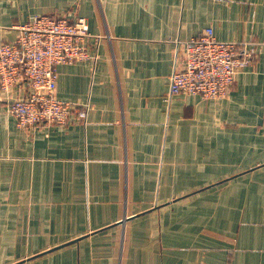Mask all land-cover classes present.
Instances as JSON below:
<instances>
[{"label": "crops", "instance_id": "0c3cea01", "mask_svg": "<svg viewBox=\"0 0 264 264\" xmlns=\"http://www.w3.org/2000/svg\"><path fill=\"white\" fill-rule=\"evenodd\" d=\"M87 20L93 60L57 66L86 110L21 129L0 92V264H264V0H0ZM249 44L227 96L168 95L177 42Z\"/></svg>", "mask_w": 264, "mask_h": 264}, {"label": "built area", "instance_id": "2783aa9c", "mask_svg": "<svg viewBox=\"0 0 264 264\" xmlns=\"http://www.w3.org/2000/svg\"><path fill=\"white\" fill-rule=\"evenodd\" d=\"M13 41L0 43V92L24 84V94L7 103V112L18 128L64 125L84 119L80 109L55 95L57 66L93 60L88 50L92 37L83 17L68 19L34 16L17 26ZM174 70L169 77L168 95H198L205 100L227 96L238 72L253 64L255 50L246 43L218 41L211 27L199 36L177 42Z\"/></svg>", "mask_w": 264, "mask_h": 264}]
</instances>
